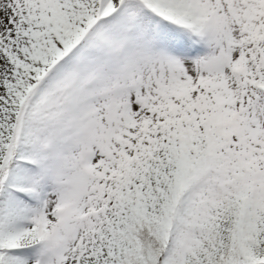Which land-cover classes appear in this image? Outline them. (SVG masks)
Returning a JSON list of instances; mask_svg holds the SVG:
<instances>
[{"label": "snow or ice", "instance_id": "snow-or-ice-1", "mask_svg": "<svg viewBox=\"0 0 264 264\" xmlns=\"http://www.w3.org/2000/svg\"><path fill=\"white\" fill-rule=\"evenodd\" d=\"M0 264H264V0H0Z\"/></svg>", "mask_w": 264, "mask_h": 264}]
</instances>
